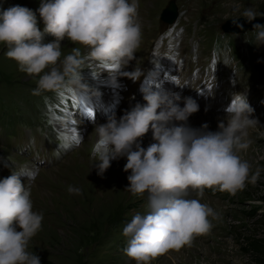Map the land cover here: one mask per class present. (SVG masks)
<instances>
[{"label":"rangeland","instance_id":"374dc122","mask_svg":"<svg viewBox=\"0 0 264 264\" xmlns=\"http://www.w3.org/2000/svg\"><path fill=\"white\" fill-rule=\"evenodd\" d=\"M170 1L137 0L141 43L134 59L122 68L89 59L81 44L61 41V61L73 48L81 50L84 62L79 73L87 87L65 83L59 90L34 94L39 77L20 71L0 43V179L19 172L31 190L33 211L43 220L27 251L37 254L41 264H135L124 253L129 237L123 235V227L133 214L149 211L148 193L134 195L126 189L130 174L123 170L126 156L112 160L98 174L95 152L100 145L94 128L109 114L115 112L119 118L125 111L120 99L110 94L115 80L106 72L130 80L131 93L144 103L142 93L135 91L138 79L124 73L143 70L148 62L173 53L183 54L184 61L173 59L148 87L161 85L168 91V85L180 82V96L198 99L199 111L206 112L208 120L225 119L232 96L246 94L259 122L247 130L249 147L236 154L249 163V179L257 169L260 174L255 184L246 182L235 194L205 188L200 197L189 190L188 198L199 199L217 214L208 218L211 229L195 236L190 246L169 250L150 264H264V46L255 45V30L229 36L220 28L239 18L245 8L264 16V0H173L179 16L173 25L160 19ZM40 2L0 0V10L20 5L36 12ZM52 39L45 34V42ZM187 123L197 129L207 124ZM207 130H218V124ZM69 186L80 189L79 194L69 193Z\"/></svg>","mask_w":264,"mask_h":264},{"label":"clouds","instance_id":"9594fccd","mask_svg":"<svg viewBox=\"0 0 264 264\" xmlns=\"http://www.w3.org/2000/svg\"><path fill=\"white\" fill-rule=\"evenodd\" d=\"M137 17V0H41L36 12L20 5L0 10V43L7 46L6 57L16 61L20 71L39 77L34 94L59 90L65 83L87 87L79 73L84 62L81 50L73 48L61 61V41L81 44L89 59L122 68L140 47ZM241 17L252 22L257 13L249 7ZM239 18L232 23L238 24ZM253 29L255 45L264 46V24L254 23ZM45 34L54 39L45 42ZM124 76L136 81L139 69ZM140 91L143 104L137 102L119 118L113 112L95 126L100 145L95 158L98 174H103L112 160L126 156L123 170H130L126 189L134 195L148 193L149 211L133 214L123 235L129 237L124 253L135 264H150L169 250L190 246L195 236L211 229L208 218L217 214L199 199L188 198L189 190L200 197L205 188L235 194L246 182L256 183L259 169L249 179L250 165L236 152L249 147L247 130L259 120L246 94L237 93L218 130H207V124L197 129L187 123L200 107L192 97H185L181 106L179 94L143 85ZM149 130L155 142L145 148L141 138ZM21 177L11 171L0 179V264H41L27 246L40 230L43 215L33 211L31 190ZM67 190L80 192L72 186Z\"/></svg>","mask_w":264,"mask_h":264},{"label":"bare ground","instance_id":"6f19581e","mask_svg":"<svg viewBox=\"0 0 264 264\" xmlns=\"http://www.w3.org/2000/svg\"><path fill=\"white\" fill-rule=\"evenodd\" d=\"M108 72H110V71H108ZM108 72H106L105 74L107 75V76H110V74H111V77H113L114 78V80H115V83H114V86H112L110 89V94L112 95V96H115V97H117V98H119L120 99V101H121V109L122 110H128V109H130L132 106H134L137 102H140V103H142L140 100H138L132 93H131V90H132V88H133V86H134V84L133 85H131V83H130V80H127V79H124V78H119V79H117L116 77H115V75L116 74H114V72L115 71H113V72H110V73H108ZM213 90V89H212ZM211 90V91H212ZM209 91V90H208ZM190 94V93H189ZM193 96V95H192ZM194 98V97H193ZM195 99V98H194ZM200 99V98H199ZM198 100V99H197ZM196 100V101H197ZM143 104V103H142ZM206 114V112H204V111H199V112H196V113H194V114H192L190 117H189V119H188V121H193V122H195L196 124H198V123H200L201 121H205L208 125H211V127L212 126H214L215 124H218V122L221 120V119H218L217 117H215L216 115L215 114H211V113H207V114H210V115H213L212 117H215L213 120L211 119V120H208L207 119V116L205 115ZM215 120H217V122H215ZM106 121L105 120H103V121H101V122H98L96 125H98V124H102V123H105ZM155 141L153 140V138H152V132H151V130H149V132L148 133H146L142 138H141V146L142 147H147L149 144H151V143H154Z\"/></svg>","mask_w":264,"mask_h":264},{"label":"water","instance_id":"95a60500","mask_svg":"<svg viewBox=\"0 0 264 264\" xmlns=\"http://www.w3.org/2000/svg\"><path fill=\"white\" fill-rule=\"evenodd\" d=\"M172 12V13H171ZM166 13H169L170 17L165 16ZM177 16V8L175 6V3L173 0H171L169 2V5L162 10V14H161V19L167 21V22H172L175 17ZM240 19V18H239ZM242 21L240 23V21H238V24H232V20H228L225 23H222L221 28L223 31L225 32H240V31H245L247 28L248 29H253V24L259 22L260 24H264V16H260V17H256V19L252 22H248L246 19L241 18Z\"/></svg>","mask_w":264,"mask_h":264},{"label":"snow or ice","instance_id":"6c2138e0","mask_svg":"<svg viewBox=\"0 0 264 264\" xmlns=\"http://www.w3.org/2000/svg\"><path fill=\"white\" fill-rule=\"evenodd\" d=\"M85 111L88 112L89 115H91V112L89 109L86 108Z\"/></svg>","mask_w":264,"mask_h":264}]
</instances>
